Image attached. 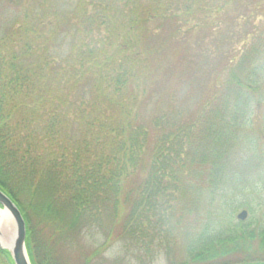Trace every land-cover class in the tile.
Wrapping results in <instances>:
<instances>
[{
  "label": "trees",
  "instance_id": "16d2710c",
  "mask_svg": "<svg viewBox=\"0 0 264 264\" xmlns=\"http://www.w3.org/2000/svg\"><path fill=\"white\" fill-rule=\"evenodd\" d=\"M247 1L78 0L68 12L60 0L18 1L20 20L0 34V189L25 218L32 264H74L73 251L100 264L116 242L139 264L164 249L168 264H264V226L214 230L205 206L249 130L264 24L223 77L209 71L215 90L193 111L148 113L185 84L192 35H211ZM94 231L105 242L84 251ZM0 264H14L1 248Z\"/></svg>",
  "mask_w": 264,
  "mask_h": 264
},
{
  "label": "rangeland",
  "instance_id": "374dc122",
  "mask_svg": "<svg viewBox=\"0 0 264 264\" xmlns=\"http://www.w3.org/2000/svg\"><path fill=\"white\" fill-rule=\"evenodd\" d=\"M18 1L0 0V34L20 20L25 5L22 7ZM77 2L78 0H60L59 5L63 11L68 12ZM245 5L246 7L239 8L229 16H219L217 21L219 27L211 35L201 31H196L192 35L189 39L194 47L190 52L192 64H189L190 69L183 77L185 84L179 86L175 95L169 94L164 102L155 99L149 106V114L158 113L160 110L168 112L181 110L186 115L212 94L216 85L215 79L209 78V71L215 69L213 76L223 77L224 69L231 66L230 62L235 63L240 59L244 42L252 43L254 36L260 32L261 25L264 24V0H248ZM49 18L52 19L51 16ZM199 38L202 39L200 46L196 44L199 43ZM55 46H61L63 52L68 49L61 37ZM199 53H205L207 57L200 67ZM250 73L252 74L249 76V82L255 96L251 94L247 97L250 103L247 125L249 130L246 132L245 142L236 149L234 174L228 175V183L214 203L211 206L208 205V201L205 203L207 210L211 211L214 230L223 229L229 223L238 225L241 221L237 216L243 210L249 214L246 223L264 226V157L261 152L262 147L264 150V57L260 59L259 64L252 65ZM257 128L260 130L259 139L253 140L255 134L252 129ZM179 239L180 245H183L185 243L183 237ZM104 242L105 237L94 231L85 235L82 245L84 251L90 252ZM181 248H176L179 260L184 257ZM135 253L129 252L123 244L116 242L104 254L100 264H139ZM70 258L74 264H79L77 251L71 252ZM153 264H168L165 249L156 256Z\"/></svg>",
  "mask_w": 264,
  "mask_h": 264
},
{
  "label": "water",
  "instance_id": "95a60500",
  "mask_svg": "<svg viewBox=\"0 0 264 264\" xmlns=\"http://www.w3.org/2000/svg\"><path fill=\"white\" fill-rule=\"evenodd\" d=\"M0 210L7 211L10 214L14 228L10 246H3L0 240V248L11 254L14 264H32L27 250V224L25 218L16 203L1 189ZM248 216V212L243 210L237 218L239 221H246Z\"/></svg>",
  "mask_w": 264,
  "mask_h": 264
},
{
  "label": "bare ground",
  "instance_id": "6f19581e",
  "mask_svg": "<svg viewBox=\"0 0 264 264\" xmlns=\"http://www.w3.org/2000/svg\"><path fill=\"white\" fill-rule=\"evenodd\" d=\"M13 230V221L10 214L7 211L0 210V240L3 246H10Z\"/></svg>",
  "mask_w": 264,
  "mask_h": 264
}]
</instances>
